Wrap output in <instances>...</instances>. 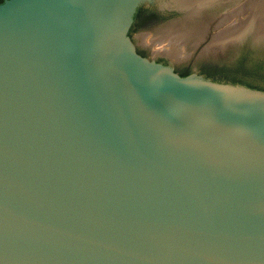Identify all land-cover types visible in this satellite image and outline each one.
I'll return each instance as SVG.
<instances>
[{
  "label": "water",
  "instance_id": "1",
  "mask_svg": "<svg viewBox=\"0 0 264 264\" xmlns=\"http://www.w3.org/2000/svg\"><path fill=\"white\" fill-rule=\"evenodd\" d=\"M141 1L0 2V264H264V90L142 54Z\"/></svg>",
  "mask_w": 264,
  "mask_h": 264
},
{
  "label": "flooded vegetation",
  "instance_id": "2",
  "mask_svg": "<svg viewBox=\"0 0 264 264\" xmlns=\"http://www.w3.org/2000/svg\"><path fill=\"white\" fill-rule=\"evenodd\" d=\"M233 3L236 4L237 2L216 0L204 8L203 16L200 15L201 22L199 25L206 27H204V32L200 33L199 41L196 40L195 43V40L191 39L192 41L189 40L186 43L187 56L181 59H172L162 52H156L153 48L154 52L159 53L156 57L157 61L172 64L181 75L195 72L213 81L240 84L264 90L263 42H255L250 36H245L241 39H234L235 41L233 40V42L221 47L207 48V43L209 44L213 36L220 30V27L216 26L217 21ZM184 19H186V10L173 6L168 0L141 1L135 6L132 13L128 34L132 36L134 41L141 43L139 40L141 33L157 32L168 27V25L171 26V24L182 25ZM222 21H225V17L222 18ZM137 33L138 35H136ZM141 44L138 45V50L144 55H149L152 49L151 45Z\"/></svg>",
  "mask_w": 264,
  "mask_h": 264
},
{
  "label": "bare ground",
  "instance_id": "3",
  "mask_svg": "<svg viewBox=\"0 0 264 264\" xmlns=\"http://www.w3.org/2000/svg\"><path fill=\"white\" fill-rule=\"evenodd\" d=\"M168 1L173 6L186 10V19L182 20L184 21L183 24H171V26L168 25V27L157 32H143L139 35V40L143 44L151 45L156 52H162L172 59H181L188 54L186 43L191 39H194L196 43V40L199 41L201 38L200 33L204 32V27H206L204 25H199L201 17L203 16L202 12L205 7L216 0ZM231 1L237 3L231 4L229 8L224 11L223 15H221V19L217 21L216 26L220 27V30L213 36L210 43H207L208 49L221 47L230 43L245 31H251L255 37L264 38V0H230V2ZM248 12L251 16L249 15L250 17L245 20L243 16ZM224 17L225 21H222ZM198 25L199 27H197ZM158 44L159 47H156ZM154 50L153 53L156 54Z\"/></svg>",
  "mask_w": 264,
  "mask_h": 264
},
{
  "label": "rangeland",
  "instance_id": "4",
  "mask_svg": "<svg viewBox=\"0 0 264 264\" xmlns=\"http://www.w3.org/2000/svg\"><path fill=\"white\" fill-rule=\"evenodd\" d=\"M162 44V43H161ZM156 47H159V44L158 45H156Z\"/></svg>",
  "mask_w": 264,
  "mask_h": 264
}]
</instances>
